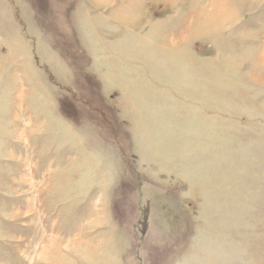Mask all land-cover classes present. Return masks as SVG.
Instances as JSON below:
<instances>
[{
	"label": "rangeland",
	"instance_id": "obj_1",
	"mask_svg": "<svg viewBox=\"0 0 264 264\" xmlns=\"http://www.w3.org/2000/svg\"><path fill=\"white\" fill-rule=\"evenodd\" d=\"M0 264H264V0H0Z\"/></svg>",
	"mask_w": 264,
	"mask_h": 264
},
{
	"label": "crops",
	"instance_id": "obj_2",
	"mask_svg": "<svg viewBox=\"0 0 264 264\" xmlns=\"http://www.w3.org/2000/svg\"><path fill=\"white\" fill-rule=\"evenodd\" d=\"M183 31V30H182ZM184 35V34H183ZM179 36L180 38H179V40H181V39H183L184 38V36ZM177 46V45H176ZM171 86H172V84H171ZM173 87V86H172ZM170 90V89H169Z\"/></svg>",
	"mask_w": 264,
	"mask_h": 264
}]
</instances>
